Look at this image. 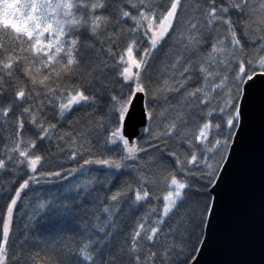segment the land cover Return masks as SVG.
I'll use <instances>...</instances> for the list:
<instances>
[{"label":"snow or ice","instance_id":"1","mask_svg":"<svg viewBox=\"0 0 264 264\" xmlns=\"http://www.w3.org/2000/svg\"><path fill=\"white\" fill-rule=\"evenodd\" d=\"M0 120V264H235L214 249L255 159L264 190V0H0Z\"/></svg>","mask_w":264,"mask_h":264},{"label":"water","instance_id":"2","mask_svg":"<svg viewBox=\"0 0 264 264\" xmlns=\"http://www.w3.org/2000/svg\"><path fill=\"white\" fill-rule=\"evenodd\" d=\"M143 97L138 96L129 110L126 131L133 140L141 131ZM135 132L137 135H133ZM264 190L259 161L255 159L239 173L217 235L214 257L235 264H259L264 246Z\"/></svg>","mask_w":264,"mask_h":264},{"label":"trees","instance_id":"3","mask_svg":"<svg viewBox=\"0 0 264 264\" xmlns=\"http://www.w3.org/2000/svg\"><path fill=\"white\" fill-rule=\"evenodd\" d=\"M79 113H77L78 115ZM7 126L3 124V121L0 120V149L3 148V145L5 143L3 137L6 135V133L4 132V129ZM10 131V129H9ZM27 135V133H26ZM47 143V142H46ZM56 141L55 139L52 141L51 145H48V151L51 153L50 158L48 159L47 163L44 165V167L48 170H58V166L59 164L62 162V160H66V157H63L62 154L60 153L59 149L55 146L56 145ZM102 147V142L101 144L97 145V149L101 150ZM145 159H148V157H145ZM75 165L71 164V163H66L65 167H73ZM9 177L4 175L3 173H0V188H2L5 184V181L8 180ZM37 188V190L40 192V194L44 193V190H55V185H43V187H41L40 185L35 186ZM30 195H34V194H30ZM103 195V193H101V196ZM4 203V201L2 199H0V206H2ZM16 226L22 227L23 226V218L21 217L20 214H17V219L15 222ZM13 239H15V236H13Z\"/></svg>","mask_w":264,"mask_h":264}]
</instances>
